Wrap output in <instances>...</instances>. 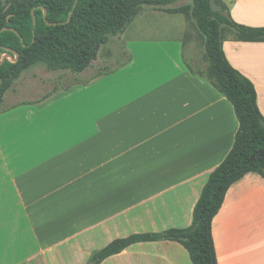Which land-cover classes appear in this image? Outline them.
I'll return each instance as SVG.
<instances>
[{
  "label": "crops",
  "instance_id": "1",
  "mask_svg": "<svg viewBox=\"0 0 264 264\" xmlns=\"http://www.w3.org/2000/svg\"><path fill=\"white\" fill-rule=\"evenodd\" d=\"M221 1L235 23L264 27V0ZM171 15L136 51L140 27L117 36L129 56L117 69L45 93L30 81L22 99L5 92L0 130L18 126L21 138H1L0 195L24 221L0 223V264H87L113 240L191 225L238 122L232 105L185 67L182 27L171 38ZM222 50L254 85L264 117V42L229 36ZM210 229L217 264H264V179L248 173L233 183ZM99 264L192 263L179 243L153 241Z\"/></svg>",
  "mask_w": 264,
  "mask_h": 264
},
{
  "label": "trees",
  "instance_id": "2",
  "mask_svg": "<svg viewBox=\"0 0 264 264\" xmlns=\"http://www.w3.org/2000/svg\"><path fill=\"white\" fill-rule=\"evenodd\" d=\"M178 1L181 0H7L3 4L0 0V60L7 54L6 49L18 54L16 61L7 59L0 65V106L12 81L30 67L43 65L51 72L74 74L85 71L100 48L110 38L121 35L140 8L147 6L163 8L167 14L190 15L203 36L205 66L185 67L232 105L238 122L230 151L201 189L189 227L113 240L93 253L87 264H99L132 244L153 241L179 243L192 264H217L210 228L228 188L248 173L264 179V117L257 109L256 91L249 79L232 68L222 50L229 36L234 41L264 42V27L235 23L229 7L221 0H189L184 7L169 8ZM212 1L217 9L212 8Z\"/></svg>",
  "mask_w": 264,
  "mask_h": 264
},
{
  "label": "rangeland",
  "instance_id": "3",
  "mask_svg": "<svg viewBox=\"0 0 264 264\" xmlns=\"http://www.w3.org/2000/svg\"><path fill=\"white\" fill-rule=\"evenodd\" d=\"M3 4L7 0H1ZM23 1V0H16ZM189 0H181L173 5H170L169 8H180L188 5ZM212 8L217 9L216 5L212 1ZM159 16H158V15ZM167 13L163 8H154L143 6L140 8L138 15L134 18L133 22L128 26V33L133 32L135 27H140L134 33L132 38H136L135 50L141 46L142 42H149L151 40V29L154 25H159L162 23H167L165 21V16ZM163 17V18H160ZM171 24L170 26V36L174 38V34L178 27H182V32L180 34V40L182 42V56L185 65L195 68L196 66L203 68L204 63V48H203V36L195 27V24L189 14H174L171 15ZM162 22V23H161ZM127 28V29H128ZM126 29V30H127ZM138 30H141L138 32ZM130 37L129 35L126 38ZM144 40V41H142ZM123 41L119 37L110 38L105 45L100 49L95 61L88 67L83 74V78L79 79L76 77L77 74H73L69 71H57L49 72L45 69L43 65H36L24 70L17 79L13 80L11 86L6 91L7 99L10 98L9 95L17 92L19 93V99L26 98L24 94L25 87L30 81L35 84L37 91L41 93L49 92L54 89V91H59L65 87L76 82L86 81V78L99 76L101 74L108 73L114 69L119 68L124 63L129 60V56L123 50ZM10 102V101H9ZM8 102V103H9ZM18 126H13L7 131L3 132L0 130V145L2 146L1 138L3 141L11 136L12 140H19L21 138L19 132L16 131ZM3 182L0 180V183ZM9 198L6 195H0V223L1 222H10L13 220V223L24 221L22 218L21 208H14V204H9Z\"/></svg>",
  "mask_w": 264,
  "mask_h": 264
},
{
  "label": "water",
  "instance_id": "4",
  "mask_svg": "<svg viewBox=\"0 0 264 264\" xmlns=\"http://www.w3.org/2000/svg\"><path fill=\"white\" fill-rule=\"evenodd\" d=\"M75 2H76V0H75ZM32 15H33V13H32ZM44 18H45V13H44ZM69 21V18H68V20H67V22ZM33 26L35 25V20H34V17H33ZM49 25V24H48ZM53 25H55V24H53ZM5 30H7V29H2V31H5ZM6 51H7V54H5L2 58H1V60H0V65H2L3 63H4V61L5 60H7V59H10V60H13V61H16L17 60V58H18V54L17 53H15V52H13L12 50H10V49H6Z\"/></svg>",
  "mask_w": 264,
  "mask_h": 264
}]
</instances>
